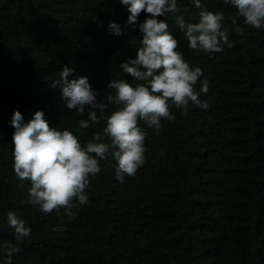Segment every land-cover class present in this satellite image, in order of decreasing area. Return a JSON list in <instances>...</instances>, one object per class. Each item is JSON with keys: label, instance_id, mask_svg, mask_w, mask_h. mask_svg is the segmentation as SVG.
<instances>
[{"label": "trees", "instance_id": "1", "mask_svg": "<svg viewBox=\"0 0 264 264\" xmlns=\"http://www.w3.org/2000/svg\"><path fill=\"white\" fill-rule=\"evenodd\" d=\"M177 4L178 12L157 19L166 20L190 66L202 69L194 90L208 107L190 102L185 114L170 105L175 119L161 118L159 130L138 120L147 132L143 165L120 183L111 156L100 160L84 189L87 202L69 218L27 199L30 181L12 168V112L27 121L39 109L50 127L74 131L87 113L69 110L49 86L61 66L87 76L103 96L111 78L132 82L119 62L135 58L141 34L126 25L119 0H0V243L17 245L11 264H264V28L245 25L223 0H202L224 13L232 46L192 50L175 17L196 22L200 9ZM110 20L121 35L107 29ZM203 78L207 93L199 92ZM103 123L75 134L83 143ZM7 210L25 220L29 237L13 239Z\"/></svg>", "mask_w": 264, "mask_h": 264}, {"label": "clouds", "instance_id": "2", "mask_svg": "<svg viewBox=\"0 0 264 264\" xmlns=\"http://www.w3.org/2000/svg\"><path fill=\"white\" fill-rule=\"evenodd\" d=\"M200 11L196 22H186L182 16L175 17V23L192 50L208 53L220 52L224 46L231 47L228 28L222 26L224 13L210 11L202 0H190ZM128 12L126 25L136 27L141 38L136 43L135 58L126 57L119 62V68L130 74L132 82L125 78H111L106 88L111 91L103 96L92 88L88 77L74 75V68L64 63L57 79L50 87L59 89V95L69 110L87 113V119L76 121L75 130L50 127L42 110H36L25 121L19 110H13L10 125L12 132V168L21 180L30 181L27 188L30 203L40 211L60 213L74 218L73 208L87 202L84 189L89 184V175L100 171L99 161L110 155L114 164L116 181L123 183L125 176L134 175L145 162L144 138L147 132L138 124L154 130L161 128V118L175 119L169 106L187 113L191 102L200 108H207L206 99H201L194 85L203 73L199 66H190L183 53L177 50V40L168 31L166 13L178 12L177 0H119ZM232 5L243 23L253 28H264V0H223ZM145 13L138 22L141 11ZM151 14V15H147ZM235 23V21H233ZM107 29L114 35H121L124 29L110 20ZM234 31L243 36L244 29L237 26ZM207 78L200 79V93H207ZM99 97V99H98ZM116 106L106 114L108 105ZM98 112L100 113L98 115ZM103 121L102 130L93 132L81 143L75 133L89 123ZM74 198V199H73ZM5 222L13 229L17 242L29 237L31 228L14 210H7ZM56 226H54L55 228ZM18 250L16 244L0 243V264H11L12 254Z\"/></svg>", "mask_w": 264, "mask_h": 264}]
</instances>
